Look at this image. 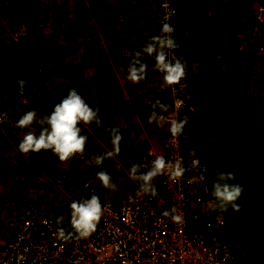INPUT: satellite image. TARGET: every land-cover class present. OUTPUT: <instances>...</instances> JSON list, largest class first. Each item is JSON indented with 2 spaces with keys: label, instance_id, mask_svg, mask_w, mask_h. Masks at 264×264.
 Segmentation results:
<instances>
[{
  "label": "rangeland",
  "instance_id": "rangeland-1",
  "mask_svg": "<svg viewBox=\"0 0 264 264\" xmlns=\"http://www.w3.org/2000/svg\"><path fill=\"white\" fill-rule=\"evenodd\" d=\"M236 2H239L238 5L243 2L247 6L246 11H241L242 17L248 18L253 15L255 19L254 31L259 35V45L256 44L255 48V45L249 44V47L245 49L244 47L235 49L233 45H230L232 57L233 59L236 58V61L232 63L228 71L227 67L225 69L217 68L208 78L211 83L205 84L203 81H199L197 86L193 85V80H191L188 72L186 84L189 97L199 112L193 125H191L197 138L198 152L208 159L211 164L210 171L213 174V180L216 179L220 171H230L235 174V180L232 182L243 184L244 191L237 203L241 205L238 212L242 210L244 216H246L254 209V204H251V202L258 200L264 194V0H233L229 2L230 6L232 4L236 5ZM61 3L55 2L52 5L51 0H0V80L3 81L0 84V107H6L10 110L7 113L10 121L14 120L12 123L17 130L16 135L12 136L7 133L8 128L4 129L6 132L4 139L7 142L2 144L4 151L1 153L0 161L7 168L4 171H1L3 169L0 168V199L2 201L5 199L6 206H8L10 201L12 202L10 197H13V202L15 199V201L25 203L28 200H34L35 196L40 199L45 196L44 204L34 203L57 213L56 218L69 210L67 207H69L72 200L62 195L61 187H52L47 184L55 174L59 172L71 173V179H67L68 184L74 185L70 191L71 194L79 189L82 183L79 179H82L86 173L94 174L95 172L96 174L100 169L109 166L105 170H108L113 180L121 163L131 166L135 161H142L149 145H163L170 133V124L162 122L161 125H158L156 122H149L148 117L152 112L151 108L133 107L139 110L136 112L139 120H137L135 126L131 120L124 119L119 122L118 127L123 136L121 152L117 156L106 158L99 165V170L89 169L91 167L89 160L96 154L110 150L112 144L110 135H108L107 141L100 138L106 130L104 129V133L101 135L95 122L90 130H87V127L83 129L82 123L80 125L82 134L87 135L89 138L83 155L77 154L68 160L60 161L50 150L44 155L42 150L39 153H19L18 144H13V141L17 140L19 143L25 134L23 131L26 129L18 128L15 121L29 109H36L38 115L50 112L59 99L66 95L70 87H76L77 91L81 92L87 102L92 105L100 104L99 101L101 100H113V103L125 104L124 97L119 94H113L110 97H102L104 96L102 94L106 91H100L98 96L95 94V90H97L93 84L95 81L93 73L95 71L89 69L87 75H84L85 63L80 61L83 56L80 57L79 41L76 33H70L74 36V39L68 43L67 37L62 32V21L67 19L61 17ZM74 5H76L75 2L67 0L65 6L71 11ZM254 8H256V11H253ZM212 12H215V14L222 13V11ZM232 13L233 11L229 14V26L237 18V15L233 17ZM225 19L223 17L222 21L224 22ZM22 24L33 27L32 29H36L37 32L43 35V40L47 39L49 57L54 59V61L49 60L51 63L48 61L47 65L50 69L51 65H56L51 69L52 72H48L49 76L45 74L46 69L44 67L46 64L41 63L43 59L37 58L36 54L33 53V49L28 47L17 33L13 34V30H17ZM230 28V33L223 31V34L231 36L233 32ZM230 41L228 44L231 43ZM126 53L127 51L124 52V54ZM148 60L152 62L151 65L154 67V57L147 56L144 61ZM43 61L46 63L47 60ZM79 64L82 65V70H79ZM36 65L43 67L37 74L34 73ZM254 71L259 75V79H251ZM152 72L154 75L152 79L150 76L149 81L151 80L154 85L156 83L157 86L154 88V85H151L153 86L152 95L142 98V100L148 104L149 102L153 104L156 99H159L162 103L169 105L166 87L161 86L163 84L161 72L155 67ZM25 77H37L44 95L35 103L34 107L23 109L21 107L27 103L29 104V101L26 103L21 102L24 104H15L13 100L16 90L19 88L16 83L17 79ZM212 85L216 88L213 87L212 94L207 93L206 91ZM223 87L227 90H234L237 95H235V101L239 102L231 101L228 106L224 105L222 94L217 93ZM158 89L159 93L156 91ZM154 91L157 95L153 93ZM40 109L45 112H39ZM103 111L105 110H102L100 115L106 114L105 116L108 117L111 114L118 117L117 113L112 110H109L111 113L109 111L102 113ZM169 111L168 109L167 112ZM119 116L121 115L119 114ZM233 123L238 124L240 128L235 127ZM33 127L37 132L40 130L39 124H34ZM103 128H106V126H102L100 129L103 130ZM159 150L164 156L167 155L168 150L163 146ZM121 157L123 162L116 161ZM147 157L149 156L147 155ZM150 159L147 158L148 161ZM71 164H74L78 170H70L69 165ZM87 165L88 168H85ZM96 178L98 179V177ZM113 182L115 183V180ZM4 186H6V189L1 190ZM230 208L229 206L228 210ZM62 209L64 210L62 211ZM9 210L11 209H8L6 213ZM0 213L4 215L3 212ZM260 230L262 231L261 234L259 233ZM260 230H257L256 236L264 235V228L260 227ZM238 243L243 247L244 241Z\"/></svg>",
  "mask_w": 264,
  "mask_h": 264
},
{
  "label": "built area",
  "instance_id": "built-area-1",
  "mask_svg": "<svg viewBox=\"0 0 264 264\" xmlns=\"http://www.w3.org/2000/svg\"><path fill=\"white\" fill-rule=\"evenodd\" d=\"M178 15L174 0H159L154 35L160 32L164 22L170 23L181 46L169 50V58L182 61L183 34L175 24ZM32 28L22 24L17 34L36 49L41 35ZM38 53L46 56L44 51ZM187 70L186 67V76L178 84L168 86L170 111L156 109L164 116V124H170L173 114L179 118L187 112L190 116L185 133L179 138L169 133L163 144L168 150L166 159L179 160L185 167L183 176L172 179L165 172L154 178L158 191L154 197L140 191V182L129 177L130 167L126 165L121 164L113 177L118 186L115 191L103 187L88 173L73 194L66 190L67 198L72 201L90 198L92 194L101 199L103 216L96 231L87 238H59L60 227L74 231L70 207L68 213L60 214L64 219L57 224V213L52 210L42 209L29 200L14 203V212L0 221V264H238L239 246L225 232V211L217 206L212 195L211 164L195 153L197 138L191 125L199 112L188 94ZM41 96L39 81L33 79L26 86L24 97L16 93L13 101L24 104L21 102L38 100ZM7 112L10 110L6 107L0 110L5 123L10 121ZM46 152L42 150L43 155ZM147 155L154 156L156 151L148 149ZM54 181L57 187H68L62 175ZM173 205L185 217L184 223H175L162 215Z\"/></svg>",
  "mask_w": 264,
  "mask_h": 264
},
{
  "label": "crops",
  "instance_id": "crops-1",
  "mask_svg": "<svg viewBox=\"0 0 264 264\" xmlns=\"http://www.w3.org/2000/svg\"><path fill=\"white\" fill-rule=\"evenodd\" d=\"M66 1L67 0H51V4L53 5L55 2H62L60 5L61 16L67 19V22L62 21V32L67 37L68 43L74 39V36L70 33H76L79 41L78 47L80 49H78L80 57L82 58L83 56V59L80 61L85 63V68L83 70V72H85L84 75H87L89 69L90 71H95V73H93L95 79L93 84L97 89L95 90V94L98 96L100 91H106L102 94L104 95L102 97H110L113 94H119L121 97H124L123 99L125 100V104L113 103V100L99 101L101 111L105 110L102 113L109 110H112L115 113L117 111L133 112L136 119L132 120V122L135 126L137 120H139V116L136 113L139 110L134 108H151L152 105L151 102L148 104L143 101L142 98H147L152 95L153 86L151 85L154 84L151 83V80L149 81V79L150 76L151 79L153 78L154 74L152 70L154 67L151 65L152 62H149V60L146 61L149 65L148 75L146 79L135 84L127 79V69L134 52L141 50L148 42V39L154 35V30L157 27L158 0H72L76 5L72 7L71 11L65 6ZM174 1L179 9L178 28L180 30V26L185 28L184 33L181 30L183 33L182 62L185 65H188L193 85L195 84L197 86L195 81L197 75H200L202 78L203 75L201 74V70L204 64L208 67L207 74H204L205 79L209 78V76L211 77L217 68L225 69L227 67L228 71L232 63L236 61V58L233 59L232 57L233 55L231 54L232 49L230 45H233L235 49L237 47L240 49L243 47L244 49L248 48L249 44H252L253 46L255 45V48L256 44L257 46L259 45V35L254 31L255 19L253 15L248 18L242 17V12L246 11L247 8L243 2L239 5V2H236V5L232 4L230 6L229 2H232L233 0ZM182 10L186 11L181 14ZM212 11H222V13L215 14V12ZM231 11H233V17L237 15V18L236 20L234 19L233 24L229 26V14ZM253 11H256V8H254ZM223 17L226 18L224 22L222 21ZM1 19L3 20V18ZM229 27H231L230 29L233 32L231 36L223 34V31L229 32ZM226 36H228V38H226ZM229 41L231 43L228 44ZM125 51H127L126 54H124ZM146 59L147 56L143 57V62H145L144 60ZM78 66L79 70H82V65L79 64ZM81 78L80 75V79ZM259 78L257 72L254 71L251 75V79L256 80ZM2 83L3 81L0 80V84ZM156 86L155 83L154 88H156ZM167 89L168 88L166 87V93ZM156 91L158 93L160 92L159 89ZM153 93L157 95L155 91ZM94 98H96V96H94ZM167 98L169 99V96ZM168 101L169 100H167V102ZM13 121L14 120L7 123H0V156L4 151V146H2V144L3 142H7V140L4 139V137H6L4 129L8 128L7 133L12 136L17 133V130L12 123ZM82 124V127H87V130L91 129V124ZM26 131L28 130L26 129L23 133ZM15 143L18 144L17 140L13 141V144ZM161 146L157 144L156 146L149 145V149L156 151V155H160L162 154L159 150ZM156 155L147 157L146 153L144 157L151 158V161ZM92 159H88L91 164L89 169L99 170L98 168L100 166L94 164ZM0 166V168L3 169L1 171H4L7 168L1 161ZM69 166L71 167L70 170H78L74 164ZM126 166L130 167L129 165ZM85 168H88V165L85 166ZM61 173L62 172L55 174L54 177L49 179L47 184L52 187H57L54 178L59 175H62L65 180L71 179V173ZM87 174L88 173L84 176ZM93 175L97 177L95 172ZM82 179L79 180L82 181ZM98 181L102 184L100 180ZM72 187H74V185L72 186L70 184H68V187H61L60 190L62 195L67 198L66 190L69 189L70 192ZM5 189L6 186L1 190ZM10 199H12V202L10 201L8 206H6L5 199H3V201L0 199V212L4 213V215L0 213V221H3L4 218H7L6 216L14 212V203L19 204L22 202L15 201V199L13 202V197H10ZM43 200H46L45 196L43 199L35 196L34 200L30 201L44 204ZM49 202L50 200L48 203ZM256 207L259 208V211L257 212V217L254 221L249 223L248 221L245 222L243 219L233 227H229V222L225 226V232L227 230L229 238L234 240L238 245V242L244 241L243 247L239 245L240 254L237 258L238 264H264V235H255L257 230H260V227L264 228V194L258 198V206L255 205L254 209ZM42 208L45 209V207ZM8 209L11 210L6 213ZM63 210L64 209H62V211ZM68 211H65L62 214L64 215L68 213ZM232 230L235 231V236H232ZM239 233H242L243 239L241 236L238 237ZM259 233L261 234L262 231L260 230ZM250 236L251 238H249Z\"/></svg>",
  "mask_w": 264,
  "mask_h": 264
},
{
  "label": "clouds",
  "instance_id": "clouds-1",
  "mask_svg": "<svg viewBox=\"0 0 264 264\" xmlns=\"http://www.w3.org/2000/svg\"><path fill=\"white\" fill-rule=\"evenodd\" d=\"M19 28L13 30V34L17 33ZM174 31L175 29L170 23L164 22L160 32L151 36L141 50L134 52L127 69V79L129 81L135 84L146 79L149 65L143 62V57L145 56L154 57V67L163 75L162 87L168 88V86L178 84L186 76V67L188 68V66L179 58H169V50H174L181 46L173 35ZM40 35L42 43L43 35ZM20 38L22 37L20 36ZM22 40L28 47L32 48L23 38ZM39 50H41L40 45L38 48L33 49V53H37L43 59L50 58L49 51L41 50L46 53V56H44L38 53ZM38 68L41 69L39 65H36L35 74H37ZM188 72L190 74L189 69L187 70ZM33 79H37V77L18 78L16 83L19 88L16 93L24 97L26 86ZM43 95L42 91V96L38 100ZM38 100L32 101L36 103ZM169 107L168 104L156 99L152 104L153 111L148 117L149 122H156L158 125H161L164 121V116L157 112L156 109L159 108L163 112H167ZM100 112L99 104H89L81 92L77 91L76 87H70L66 95H63L59 99L50 112L38 115L36 109H29L15 121L18 128L28 129L18 143L19 153L29 154L30 152L39 153L41 150H50L60 161L68 160L77 154L83 155L89 138L87 135L82 134L80 125L81 123L91 124L95 122L98 126H101L102 116ZM190 121V116L187 112L179 115V118H177L176 114H173L169 127L171 135L179 138L185 133ZM4 122L5 120L0 118V123ZM34 124H39L40 130L38 132L33 127ZM104 129L110 133L112 148L93 157L92 162L96 165H101L106 158H112L121 152L123 136L120 128L114 125ZM185 171L186 169L181 161L169 160L163 154H160L156 155L151 161H148L146 157H143L142 161H135L131 164L128 175L132 180L140 182L141 192L155 197L158 195V191L153 183L154 178L167 172L170 178L177 179L183 176ZM96 175L105 188L113 191L117 190L118 186L113 182L112 176L107 170L101 169ZM234 180L235 174L233 172L220 171L213 181L212 195L216 198L217 206L223 211H227L229 206L236 211H239L241 208V205L237 201L241 197L244 187L241 183H233L232 181ZM129 199L131 200L132 197H129ZM69 207L71 209L70 224L74 231H66L65 228L60 227L57 229L59 238L70 240L73 237L80 239L92 235L103 216V205L100 197L92 194L90 198L73 200ZM162 215L170 217L173 222L178 224L185 222V217L178 213L175 205L165 209ZM225 217L227 224L226 214ZM63 219V216H58L56 223L61 224Z\"/></svg>",
  "mask_w": 264,
  "mask_h": 264
},
{
  "label": "trees",
  "instance_id": "trees-1",
  "mask_svg": "<svg viewBox=\"0 0 264 264\" xmlns=\"http://www.w3.org/2000/svg\"><path fill=\"white\" fill-rule=\"evenodd\" d=\"M184 11H186V10H182V12H181V14L182 13H184ZM19 14V13H18ZM186 14H188V13H186ZM62 17V16H61ZM178 20L179 19H177L176 21H175V24H178ZM178 26V25H177ZM180 28H181V30L183 31V33H184V31H185V28L184 27H181L180 26ZM181 31V32H182ZM52 37V36H51ZM48 41H47V39H45V40H43V42L40 44V49L41 50H44V51H49V49H48ZM36 54V57L37 58H41V59H43L40 55H38L37 53H35ZM43 60H47L46 61V63H45V61H43ZM43 60H41V63L42 64H46V66L44 67L45 69H46V71H45V74L47 75V76H49L48 75V72H52V70L51 69H53L54 68V66H56V65H54V66H52L51 65V69L48 67V65H47V63H48V61L49 60H52V61H54V59L53 58H48V59H43ZM49 63H51L50 61H49ZM188 66V65H187ZM42 67V66H41ZM42 69H43V67H42ZM207 70H208V67H207V65H203L202 66V70H201V74L203 75L202 76V78H201V76L200 75H197V77L195 78V81H196V83L197 82H199V81H203L205 84H209V83H211V80H209L208 78L207 79H205V77H204V74H207ZM43 72H44V70H43ZM43 72H42V74H43ZM28 74V73H27ZM162 74V73H161ZM163 79V78H162ZM213 87L214 88H216V86H214V85H212V87L210 88V89H208L206 92L207 93H211L212 94V92L214 91L213 90ZM167 93H168V89H167ZM217 93H221L222 94V96H223V98H224V105H226V106H228V103H231V101H233V102H239V101H235V95H236V93H235V91L234 90H231V89H224L223 88V90H220V91H218ZM46 96V95H45ZM237 96V95H236ZM34 105H35V102L34 101H31L28 105H25V106H23V107H21V108H23V109H26V108H32V107H34ZM39 112H45L44 110L42 111L41 109L39 110ZM48 112V111H47ZM110 112V111H109ZM104 113H107V112H104ZM117 113V115H118V117L117 116H112V115H109L108 117L107 116H105L106 114H104V115H101L102 116V124H101V126H98V128H99V130H100V133H101V135L104 133V128H103V130L102 129H100V128H102V126H106V127H108V126H114V125H117L118 126V124H120L119 122L121 121V120H124V119H126V120H135L136 119V117H135V114L133 113V112H121V111H117L116 112ZM119 114L121 115V116H119ZM125 114V115H124ZM116 118H118V119H116ZM216 120V119H215ZM234 124V123H233ZM93 125H95V123L93 122V123H91V126H93ZM235 125V127H237V128H240V126L237 124H234ZM83 129H85V128H83ZM108 135H110V133L108 132V131H105V134H103V136L102 137H100V138H102L103 140H105V141H107V139H108ZM108 143V142H107ZM196 153H198V154H200L199 152H196ZM119 159V160H118ZM118 159H116V161H121V162H123L122 161V157L121 158H118ZM117 163V162H116ZM119 163V162H118ZM109 167V166H108ZM108 167L106 168L105 167V169H108ZM108 171V170H107ZM97 179V178H96ZM114 180V179H113ZM102 185V184H101ZM103 186V185H102ZM104 187V186H103ZM107 189H109V188H107ZM230 210L233 212V214H232V216H233V218H231V214H230ZM242 211V210H241ZM226 213H227V211H226ZM234 213H237V211L236 210H233L232 208H230L229 209V216H230V218H231V220H230V224H229V227H233L236 223L238 224V223H240V218H239V215H241V214H234ZM228 222V221H227ZM226 232H227V230H226Z\"/></svg>",
  "mask_w": 264,
  "mask_h": 264
},
{
  "label": "flooded vegetation",
  "instance_id": "flooded-vegetation-1",
  "mask_svg": "<svg viewBox=\"0 0 264 264\" xmlns=\"http://www.w3.org/2000/svg\"><path fill=\"white\" fill-rule=\"evenodd\" d=\"M251 204H254V206L255 205H257L258 206V200H253L252 202H251ZM259 211V208L258 207H256L255 209H253L252 211H250L248 214H246V216H244V211H240V212H238L237 211V213L238 214H241V215H239V218H240V222H241V220H245V222L246 221H248L249 223L250 222H252V221H254L255 220V218L257 217V212ZM229 210L227 211V214H226V211H225V214H226V216H227V221L228 222H230V216H229ZM237 213H234L235 215L237 214ZM230 214H231V218H233V216H232V214H233V212L230 210ZM227 222V223H228ZM230 224V223H229ZM228 224V225H229ZM236 227V226H235ZM231 234H232V236H235L234 234H235V231H231ZM241 236V238L243 239V237H242V233H239V235H238V237H240ZM237 237V238H238Z\"/></svg>",
  "mask_w": 264,
  "mask_h": 264
}]
</instances>
